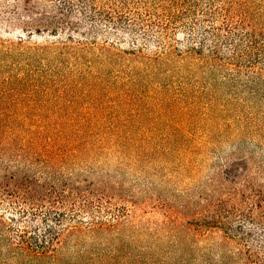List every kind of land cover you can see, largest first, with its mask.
Wrapping results in <instances>:
<instances>
[{
	"label": "rangeland",
	"instance_id": "374dc122",
	"mask_svg": "<svg viewBox=\"0 0 264 264\" xmlns=\"http://www.w3.org/2000/svg\"><path fill=\"white\" fill-rule=\"evenodd\" d=\"M177 1L176 15L168 18L160 7L159 14H150L142 0H130L125 7H111L106 0H0V40L17 41L21 36L42 45L72 41L61 52L42 51L46 53L33 62L42 71V81L32 88L31 103L65 112L59 124L55 116L39 120L35 127L42 125L46 136L65 134L72 140L62 161L43 167L61 178L99 185V196L82 197L90 203L79 216L82 225L93 217L112 220L125 213L121 231L129 237L123 234L112 245L122 249L123 241L129 243L116 251V263L107 259L110 264H165L175 258L181 245L164 236V227L157 247L170 253L157 251L153 261L146 254L141 261L127 262L128 254L132 260L137 250L150 244V228L167 218L170 207L175 213L184 208L182 221L202 213L208 223L217 198L230 201L232 173L264 159V118L257 112L258 106L264 107V90L255 96L246 76L242 83L238 76L232 79L202 62L217 50L221 60L248 64L227 43L236 41L233 32L243 29L238 27L237 9H247L255 23L257 14L264 15V0ZM58 19L66 25L55 35ZM256 29L264 33V20ZM192 47L197 53L192 50L190 56ZM165 51L170 53L160 55ZM251 58L264 69V44ZM5 69L24 70L17 59ZM249 110L255 114L247 119ZM0 214L9 222L0 223V264H103L109 256V250L101 251L99 263V251L106 247L81 234L80 243L72 245L69 236L51 256L6 258L9 235L19 228L41 235L47 225L28 217L20 221L7 201L0 205ZM48 223L60 226L54 220ZM244 223L250 235L243 245L259 249L263 231L253 221ZM199 233L196 239L189 236L192 245L184 247L193 252L192 258H200L208 248L213 264L221 250L242 246L225 243L216 228Z\"/></svg>",
	"mask_w": 264,
	"mask_h": 264
},
{
	"label": "trees",
	"instance_id": "16d2710c",
	"mask_svg": "<svg viewBox=\"0 0 264 264\" xmlns=\"http://www.w3.org/2000/svg\"><path fill=\"white\" fill-rule=\"evenodd\" d=\"M106 1L111 4V7H114L113 5L125 7L130 0ZM165 1L171 2L165 4ZM142 2L141 6L150 14H159L158 7H160V12L168 18L176 15L175 11L180 3L175 0H142ZM230 12H232V5ZM236 14L240 15L237 19L238 27L243 29L233 32L237 40L229 41L227 44L233 45V52L236 56L241 58L245 56L248 64L237 63L234 58L221 60L217 50L212 51L216 52L213 56L202 57V62H205L208 67H216L224 71L227 75H231L232 79L238 76L242 83L246 76V79L253 82L251 86L255 91V96L261 95L264 90V69H258L256 59L254 63L251 57L253 53L257 56V50L261 49L264 44V33L257 32L256 29L258 23L259 26L263 25L264 15L257 14L255 21L258 23H254L252 21L254 15L249 16L247 9H237ZM230 16L235 17V15ZM65 25L66 21L58 19L53 24L55 27L53 34H59L58 30L64 29ZM225 25L230 26L231 23L227 22ZM71 45L72 41L69 43L65 40L43 45L31 44L21 36L17 41L0 40V205L5 201L10 202L19 215L20 221L28 217L36 223L39 221L47 225L41 235L32 234L27 228H19L13 235H9L5 246L9 250L5 255L6 258L13 259L16 255L33 258L51 256V252L55 253L56 249L66 244L69 236L70 239H74L72 245H76L81 242L80 238L83 234V237L97 239L104 245L103 247H106L99 253L109 250V256L103 264H110L107 259L116 263L119 253L129 243L123 241L122 249L112 245L115 239H120L123 234L127 235L126 230L121 231L122 217L125 213L113 217L112 220L99 221L93 217L86 222V225H82L83 221L79 216L82 215L83 210L90 207V203L82 200V197L89 196V194L99 196V185L95 182L80 184L68 177L61 178L60 175L49 171L42 165L44 163L51 166V164L62 161L72 145V140L65 134L46 136L42 125L39 128L35 127L39 120L47 122L54 120L55 116L59 124L62 119L60 116H63L65 112L48 104L31 103L34 93L30 92L42 81V71L39 68L35 69L33 62L46 53L42 51L61 52L70 48ZM192 50L197 53V49L192 47L188 52L190 56ZM169 53L170 51H165L160 55L166 56ZM249 56L251 57L248 58ZM13 59L21 62V69L24 70L19 72H14V69L3 70V67H6V64L12 62ZM20 99L18 103L16 100ZM259 107L257 112L260 113L259 115L262 114L261 118H264V107ZM254 114L253 110H249L247 119L254 117ZM251 163L254 164L242 172L236 170L235 167L231 169L236 171L232 173L233 187L227 192V198L230 201L226 202L225 199L217 198V209L214 210L213 207L209 211L211 215L208 223L205 222L206 216L204 217L202 213L201 217L193 213L190 220L182 221L184 208L178 209L175 213L170 207L167 210V218L158 226L150 228L152 230L150 235L153 237L150 244L140 251L137 250L132 260L128 254L127 262L141 261L143 255L146 254L153 261L151 255L157 251L170 253L171 250H158L157 247L160 243L159 235L166 227V233L162 235L168 240L176 241L181 248L180 253H177L175 258H170L165 264H212L214 257L210 249L205 248L200 253V258H192L193 252L184 249L192 245L188 240L189 236L196 239L204 228L210 230L216 228L221 231V238L227 244H242L241 247L237 246L235 249L221 250L213 264H264V253H262L264 252V241L261 239L264 237V159H254ZM104 190L103 195L107 192ZM77 203H79L78 206ZM77 210L80 213H76ZM2 218L3 215L0 214V223L9 225V222L5 220L4 222ZM9 218L17 220L14 216ZM52 220L60 226L56 227L48 223ZM66 220L72 222L67 223ZM244 221L255 222L263 231V235L258 236L260 238L259 249L243 245L247 240L246 237L250 235ZM133 231L130 229L132 237H135L136 234H133ZM119 250L120 252H116ZM101 257L102 252L99 256V263Z\"/></svg>",
	"mask_w": 264,
	"mask_h": 264
}]
</instances>
